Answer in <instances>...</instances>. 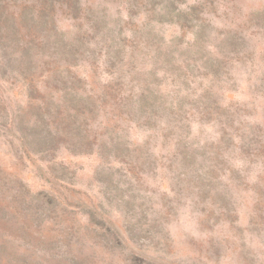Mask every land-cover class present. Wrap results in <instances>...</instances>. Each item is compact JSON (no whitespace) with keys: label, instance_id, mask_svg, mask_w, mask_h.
<instances>
[{"label":"rangeland","instance_id":"1","mask_svg":"<svg viewBox=\"0 0 264 264\" xmlns=\"http://www.w3.org/2000/svg\"><path fill=\"white\" fill-rule=\"evenodd\" d=\"M0 264H264V0H0Z\"/></svg>","mask_w":264,"mask_h":264}]
</instances>
